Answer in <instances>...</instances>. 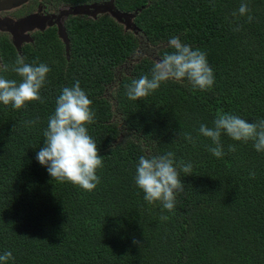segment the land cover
Here are the masks:
<instances>
[{"label": "trees", "instance_id": "trees-1", "mask_svg": "<svg viewBox=\"0 0 264 264\" xmlns=\"http://www.w3.org/2000/svg\"><path fill=\"white\" fill-rule=\"evenodd\" d=\"M45 2L61 6L68 53L54 21L18 48L0 34V76L20 80L10 70L18 56L51 69L44 103L20 110L0 103V255L14 257L7 264H264V152L222 134L225 155L216 158L199 134L218 114L264 119V0H247L252 22L239 16L244 0H34L28 14L44 11ZM97 7L135 14L145 41L160 46L157 60L173 51L172 37L205 52L212 89L169 81L129 100L126 85L150 78L155 62L141 58L118 77L139 41L121 19L94 15ZM77 80L92 100L95 122L87 129L104 162L91 192L53 180L36 158L57 97ZM167 152L193 166L190 176L181 173L185 192L171 213L147 203L135 183L141 155Z\"/></svg>", "mask_w": 264, "mask_h": 264}, {"label": "clouds", "instance_id": "clouds-1", "mask_svg": "<svg viewBox=\"0 0 264 264\" xmlns=\"http://www.w3.org/2000/svg\"><path fill=\"white\" fill-rule=\"evenodd\" d=\"M238 13L241 17L247 16L248 22L254 19L247 0L240 4ZM233 16H236L235 12ZM169 47L173 51L166 52L154 63L150 78L143 74L126 85L129 100H143L157 91L161 84L169 81L186 80L194 89L200 91L212 89L215 77L205 52L193 50L189 45L181 43L177 37L170 39ZM10 70L20 80L0 76V103L16 110L26 108L28 103H44L41 89L46 85L48 73L51 71L47 64H29L24 57L18 56ZM3 71H9V68L5 66ZM55 104L54 114L48 117V125L43 133V147L37 151L36 158L53 180L69 182L91 192L100 183L97 171L104 166L97 143L87 129L88 125L95 122L92 100L77 80L73 86L61 90ZM36 122L33 120L28 123ZM199 134L211 140L214 146L208 150L216 158L225 155L221 143L222 134H226L233 141H252L257 152H264V119L250 123L236 115L218 114L212 127L200 125ZM182 136L189 143H195L190 133H183ZM236 150V145L228 146V152L234 153ZM174 155L173 152L141 155L135 175V183L144 193V200L152 205L159 203L163 210L170 213L176 208L178 196L185 192L181 173L190 176L193 170L191 163H177ZM249 175L255 178L254 172ZM160 219L167 221L169 217L161 215ZM133 243L139 244V241L134 240ZM12 259V252L6 251L0 255V264H7Z\"/></svg>", "mask_w": 264, "mask_h": 264}, {"label": "rangeland", "instance_id": "rangeland-1", "mask_svg": "<svg viewBox=\"0 0 264 264\" xmlns=\"http://www.w3.org/2000/svg\"><path fill=\"white\" fill-rule=\"evenodd\" d=\"M9 1H10V5L8 6V9L0 11V34L8 35L10 39H13L18 44L29 42L30 36L34 31L44 29L46 25L51 21H54L55 24L58 23V25H60L64 19L63 15L59 12L61 6L60 8L55 9L48 2H45L44 14L39 12L40 11L39 8H36V10L33 11V13L28 14L30 9V3L33 2L34 0H25V1L9 0ZM96 12L102 14L100 9H97ZM31 15L34 16H32L30 19L32 23L30 22V25L28 26L29 28L25 30V32H20L19 25L21 21H24L25 18ZM43 18H45V23L43 24V28H40L39 26L43 22ZM132 21L133 19L131 20V22ZM121 23H123V27L126 28L127 31L131 32L138 39L139 48L136 51V53L119 68L118 77H120L121 74H129L133 66L141 58H148L154 62L158 61L157 50L160 47V46H151L150 44H148L143 38V36L140 34V32L133 31L132 27L128 26L124 20H121Z\"/></svg>", "mask_w": 264, "mask_h": 264}, {"label": "water", "instance_id": "water-1", "mask_svg": "<svg viewBox=\"0 0 264 264\" xmlns=\"http://www.w3.org/2000/svg\"><path fill=\"white\" fill-rule=\"evenodd\" d=\"M21 1H25V0H21ZM9 5H10L9 0H0V11L8 9ZM104 8H106V7H97L95 9H93L94 12H93V10H91V12L95 15L97 13L96 10L100 9L102 13H108L112 16H115V17H117L118 20H120V19L124 20L128 26L132 27L133 31H139L136 29L135 25L131 22V20L135 16V14H125V15H122L120 17L119 15L112 13L110 10H105ZM32 16H34V15L28 16L27 18H25L24 21H21V23L19 25L20 26V32H25V30H27L29 28L28 26L30 25V22L32 23V21L30 20ZM118 17H120V18H118ZM44 23H45V18H43V22L41 23V25L39 27L43 28ZM57 26L59 27L58 28V36L60 37V39L64 43L66 53H68L69 52V42H68V38L64 32V29L62 27V23L60 25H58V23H57ZM124 29L126 30V28H124ZM40 30H42V29H40ZM12 41L16 45L17 48L20 46V44L16 43L13 39H12Z\"/></svg>", "mask_w": 264, "mask_h": 264}, {"label": "flooded vegetation", "instance_id": "flooded-vegetation-1", "mask_svg": "<svg viewBox=\"0 0 264 264\" xmlns=\"http://www.w3.org/2000/svg\"><path fill=\"white\" fill-rule=\"evenodd\" d=\"M34 11H35V10H34ZM39 12H41L42 14H44L45 11H39Z\"/></svg>", "mask_w": 264, "mask_h": 264}]
</instances>
